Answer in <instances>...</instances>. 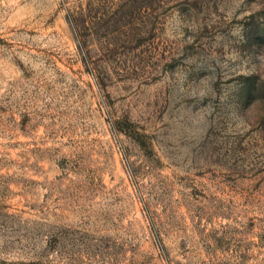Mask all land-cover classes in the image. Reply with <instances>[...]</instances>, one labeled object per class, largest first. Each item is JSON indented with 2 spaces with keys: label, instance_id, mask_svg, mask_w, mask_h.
<instances>
[{
  "label": "rangeland",
  "instance_id": "obj_1",
  "mask_svg": "<svg viewBox=\"0 0 264 264\" xmlns=\"http://www.w3.org/2000/svg\"><path fill=\"white\" fill-rule=\"evenodd\" d=\"M0 264H264V0H0Z\"/></svg>",
  "mask_w": 264,
  "mask_h": 264
}]
</instances>
